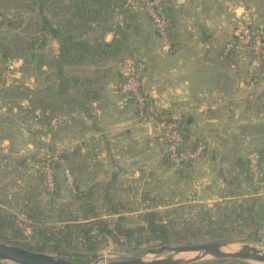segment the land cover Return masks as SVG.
Returning a JSON list of instances; mask_svg holds the SVG:
<instances>
[{"label": "crops", "instance_id": "crops-1", "mask_svg": "<svg viewBox=\"0 0 264 264\" xmlns=\"http://www.w3.org/2000/svg\"><path fill=\"white\" fill-rule=\"evenodd\" d=\"M111 1L108 10L89 1L85 11L71 7L81 6V0H17L30 5L28 12L24 7L8 10L0 0V11L10 17L19 38L16 49L31 52L29 60L5 53L0 60V99L11 105L0 117L2 167L18 164L23 172H34L35 149L44 143L29 131V123L46 111L53 119L46 144L59 154L62 181L67 185L63 171L69 168L74 178V187L67 185L70 192L104 198L103 212L125 202L135 203L137 209L130 212L141 214H166L182 204L263 206L248 176V155L261 154L264 176V84L253 96L248 58L241 51L226 57L223 50L236 38L245 12L264 31V0H176L166 8L173 23L170 51L141 4L128 11L115 6L119 0ZM120 15L123 27L117 22ZM104 22L108 26L102 27ZM70 36L101 43L122 39L124 57L146 61V97L181 121L190 144H205L204 156L176 167L149 147L152 127L137 121L132 99L115 93L119 75L105 79L101 72L85 71L91 78L87 89L96 93L77 98L71 68L95 66L68 56L64 39ZM27 38L30 47L24 48ZM0 44L12 45L3 36Z\"/></svg>", "mask_w": 264, "mask_h": 264}, {"label": "rangeland", "instance_id": "rangeland-1", "mask_svg": "<svg viewBox=\"0 0 264 264\" xmlns=\"http://www.w3.org/2000/svg\"><path fill=\"white\" fill-rule=\"evenodd\" d=\"M2 4L8 10L24 7V10L29 12L31 8L29 4L18 5L17 0H3ZM108 23L104 22L101 25L105 27L106 25L108 26ZM14 28L15 26L9 24L0 26V36H3L5 41H8L13 46H15L16 41H19V38L14 36ZM25 28L29 32V21L25 23ZM24 44L25 47H29L30 38H27ZM29 54L31 52L15 48L8 56L12 59L23 58L29 60ZM129 59L134 60L132 58ZM117 68L120 69V66L117 65ZM85 71L88 74L89 71L93 70L71 68L72 76L86 75ZM6 104L7 107L11 108L9 102L6 101ZM37 140L39 139L37 138ZM37 145V147H40L42 144ZM36 150L37 148L35 149V153ZM44 187L45 185L40 181L39 176L35 175V170L28 173L23 172L18 164H10L5 167H2L0 164V214L3 220L7 222L0 229L1 243L20 248L24 246L31 252H38L39 249L44 248L51 249L53 246L59 244L57 253L47 254L60 258L68 256L71 259L79 260V262H76L79 264H104L111 260L133 256L142 250L159 249L164 245L179 246L209 243L210 241L208 240H211L210 232L221 236L222 239L216 242H227L239 248L244 244H250L264 251L263 204V206L258 205L256 207V213H249L248 210H245V220L243 221L236 219L234 216L237 212L235 204H238L235 201L218 203L214 205L215 207L204 204H182L177 207H169L166 210V214H169L166 222L170 224L173 221L179 230H183L182 226L184 224L192 225L195 231L200 232L197 234L200 240L191 242V244H164L160 240L158 232L151 229L140 232L135 230L137 226L147 224L146 220L142 218L143 213L130 212L129 209L132 206L136 207L135 203L125 202L124 205L115 208L108 214L103 212L105 209L102 206V203H105L104 198L92 196L91 200L97 203L95 205L98 214L96 216L94 214L84 216L85 205H81L82 199H80L77 191L76 193H71L70 191L72 190L63 181H60L59 192L55 193L56 195H50L52 193H47ZM122 199L125 200V198ZM260 200L264 202L263 199ZM78 211L80 214L77 213ZM70 212H73L74 218H71L72 214ZM209 212L212 214L210 219L207 217ZM161 214L163 216L166 215L165 213ZM100 221L107 222L110 225L112 234L104 231L100 237H95V241H87L85 237H90L93 234L96 235L97 229L93 230V233L90 234L81 232V229L96 225ZM67 224L73 227V233L65 240L64 237H67V234L60 232H69L65 228ZM119 225L125 229L132 230L133 233L129 234L130 232H127V230H125V233H120L117 229ZM189 238L191 239L192 237ZM54 240L56 241L55 243H53ZM169 256H174L175 259L190 260L199 256V254L181 253L173 255L171 252L166 251L158 256L149 254L145 259L153 260ZM213 260L216 259L207 256L199 261L188 264H202ZM234 260L238 259H223L220 264H236ZM256 263L253 262V264Z\"/></svg>", "mask_w": 264, "mask_h": 264}, {"label": "built area", "instance_id": "built-area-1", "mask_svg": "<svg viewBox=\"0 0 264 264\" xmlns=\"http://www.w3.org/2000/svg\"><path fill=\"white\" fill-rule=\"evenodd\" d=\"M176 0H126L128 7L141 4L152 21L157 33L164 41L168 51L170 46V30L172 19L166 14V8ZM3 16L0 14V22ZM118 25L123 27V17L117 18ZM236 51H241L248 57L249 87L253 88L264 84V31L254 25L251 12H245L240 21L236 38L230 40L224 47V55L232 56ZM146 69L144 59H126L121 65V82L115 87V93L130 98L136 106V119L140 124L153 127L149 136V147L158 148L164 157L174 166L183 167L195 164L206 153V146L202 142L194 145L181 133V121L166 113L156 103L150 102L146 97L143 87V74ZM260 94V93H259ZM262 99L264 102V92ZM7 104L0 99V117L7 111ZM53 126L39 118H34L29 123V131L36 138H45L51 133ZM36 156L42 163L44 185L48 192L56 190V173L53 160L57 159V151L49 148L45 143L37 147ZM66 184L73 188V173L69 168L64 169ZM248 176L254 189V196L264 200V176L262 172V157L257 151L248 155Z\"/></svg>", "mask_w": 264, "mask_h": 264}, {"label": "trees", "instance_id": "trees-1", "mask_svg": "<svg viewBox=\"0 0 264 264\" xmlns=\"http://www.w3.org/2000/svg\"><path fill=\"white\" fill-rule=\"evenodd\" d=\"M89 1H93V0H81V6H77V5H73V3L71 4L72 8H81L83 9L85 7V11H88V7H90L91 3L89 4ZM95 3L97 5L100 6V9L102 10H108L110 9L111 5H113L111 0H94ZM117 8L121 7L124 8L125 10H130L131 7H128L126 5V0H119V3H117L115 5ZM0 14L3 16V20L2 22H0V26L2 25H13V22L11 21L10 17H8V15L4 12V11H0ZM80 17L82 19L85 18V15L83 12H81ZM103 17V16H102ZM87 25V24H86ZM73 24H72V28H73ZM65 44H66V48L69 49L70 51L68 52V56H70L72 59H74V62H79V63H83V64H93L92 66H95V69L93 70L94 72H101V76L105 79H107L106 77H116L119 75V77L122 75L118 73L119 68H117V65L120 66L122 63L126 60L129 59L127 57H124L123 54V40L120 38L115 39L113 42L111 43H106V42H97V41H87V40H83V39H78V37H74V36H70L64 39ZM30 47V45H29ZM29 47H25L24 48H29ZM16 47L13 45H10V48H7L4 45L0 44V60L3 58V53H5L4 55L6 57H9L8 54H11L13 52V50ZM31 54H29V58H30ZM102 67V69H101ZM113 69V70H112ZM117 69V70H116ZM92 70V69H91ZM108 72V73H106ZM115 75V76H114ZM100 76V75H99ZM88 80H91V78L89 79L87 76L82 75V76H72L71 77V86L73 88L74 91V95L77 98H82L85 97L86 95H88L90 92L91 93H96V91L94 92L92 89L89 90L87 89V85L88 87H91V84L87 83ZM92 88V87H91ZM34 118H39L42 121H45L49 124L52 125V121L53 119L50 117V114H48L46 111L40 112L39 114H34L33 115V119ZM181 133L185 135V133L183 132L182 128H181ZM186 136V135H185ZM40 141H42L43 143H47L45 142L42 138L40 139ZM47 145V144H46ZM53 149V148H52ZM54 150V149H53ZM262 157V156H261ZM33 163H34V170H35V175L39 176L40 181H42V183H44V178H43V170H42V163L40 162V160L37 158L36 153L34 155V159H33ZM53 167L56 173V190L54 193L50 194V195H56L59 192V187H60V181H62V177L60 175V171H62L61 169V164H60V157L58 156L57 159L53 160ZM47 193H50L47 191L46 187H44ZM56 193V194H55ZM80 196V199H82V204L81 205H85L84 209H85V214L83 213L84 216H87L88 214H94V216H96L98 213V210L96 209V202H94L93 200H91L93 195H81L80 193H78ZM94 203V204H93ZM130 203V202H129ZM125 204V203H124ZM122 204V205H124ZM121 204L117 205L116 207L113 208V210L115 208H118L120 206H122ZM237 208V212L234 214L235 218L238 220H245L244 217V213L245 210H243L242 205L240 204H235V209ZM132 209H137V207H133L129 210ZM249 211V213H256V210H252L251 207H247V209ZM83 211V210H82ZM210 211H212L210 209ZM71 218H74L75 216L73 215V212H70ZM78 214L79 211L77 212ZM169 214H166L165 216H163L160 213L157 212H149V213H144L142 214V218L144 220H146L147 224L146 225H139L137 226V228H135V230L140 231H144L146 229H151L155 232L159 233V238L160 240L164 243V244H171V243H175V244H191V242L194 241H199L200 238H198V233H200L199 231H195L193 229L192 225H188V224H184L182 226L183 230H179L177 229L178 227L176 226V224L172 221L170 222V224H168L166 222V219L168 218ZM231 216V215H230ZM208 219H210L212 217L211 212L208 213L207 215ZM7 224V222H5L3 220L2 215L0 214V229L3 228L5 225ZM67 230H69V232H60V233H65L67 234V237H64V239L66 240L67 238H69V236L71 235L73 227L70 226V224H67L66 227ZM80 228V227H79ZM81 229V228H80ZM97 229V234H93L90 237H85V239L87 241H95V237H100L101 233L104 231L109 232L110 234H112V230L110 229V225L107 222L104 221H100L99 223H97L96 225H91L85 229H81V232L84 233H93V230ZM117 229L119 230L120 233H125V230H127V232H130L129 234H132L133 231L130 229H125L123 226L119 225L117 226ZM226 229V226H225ZM130 230V231H129ZM200 230V229H199ZM210 239L208 240L210 242H214V241H219L221 238L220 235H216L213 232H210ZM189 237H192L191 239ZM216 237V238H215ZM45 239H49V238H45ZM56 241L54 240L53 243H55ZM23 249L29 250L26 247H21ZM59 249V244L53 246L51 249H39L38 252H45L47 253H57L56 251ZM30 251V250H29ZM65 259H68L73 261V262H79V260H75V259H71L68 256H64ZM223 260H213V261H209V262H205L202 264H220ZM236 262V264H250L248 262H244V261H239V260H234ZM0 264H12L9 262H0Z\"/></svg>", "mask_w": 264, "mask_h": 264}, {"label": "water", "instance_id": "water-1", "mask_svg": "<svg viewBox=\"0 0 264 264\" xmlns=\"http://www.w3.org/2000/svg\"><path fill=\"white\" fill-rule=\"evenodd\" d=\"M167 8H171L168 6ZM229 246H236L227 243H201L192 245H164L159 249L142 250L133 256L111 260L104 264H188L199 261L202 258L211 256L214 259H238L253 264V262L264 264V251L250 244H244L236 251H227ZM237 247V246H236ZM171 252L173 255L181 253H198L190 260L175 259L174 256L167 258H156L146 260L149 254L160 255L163 252ZM0 262H9L12 264H79L71 260L55 257L46 253L31 252L29 250L15 247L0 242Z\"/></svg>", "mask_w": 264, "mask_h": 264}, {"label": "bare ground", "instance_id": "bare-ground-1", "mask_svg": "<svg viewBox=\"0 0 264 264\" xmlns=\"http://www.w3.org/2000/svg\"><path fill=\"white\" fill-rule=\"evenodd\" d=\"M237 249H238V247H236V246H229L226 248L227 251H236ZM256 264H262V263H256Z\"/></svg>", "mask_w": 264, "mask_h": 264}]
</instances>
